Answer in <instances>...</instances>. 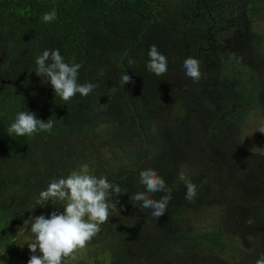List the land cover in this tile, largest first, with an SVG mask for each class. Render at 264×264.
Listing matches in <instances>:
<instances>
[{"label":"trees","instance_id":"16d2710c","mask_svg":"<svg viewBox=\"0 0 264 264\" xmlns=\"http://www.w3.org/2000/svg\"><path fill=\"white\" fill-rule=\"evenodd\" d=\"M52 9L57 17L46 24ZM259 21L264 0H0V262L7 252L23 257L18 247L34 239L32 217L64 211L61 202L38 205L40 192L88 164L90 174L121 189L87 245L104 256L97 264H230L219 255L225 230L195 234L187 224L189 214L223 203L238 238L234 257L256 264L264 254V154L248 151L238 128L264 112ZM152 45L168 59L160 76L146 67ZM54 49L81 64L78 83L98 85L87 97L65 102L36 75V57ZM188 57L200 61L198 82L185 75ZM122 74L134 83L122 86ZM26 110L51 118L52 132L10 136ZM207 114L213 121L205 124ZM197 133L204 150L213 142L218 164L211 175L188 178L197 186L190 202L180 175L184 141ZM149 168L171 189L159 219L131 201L146 191L140 172Z\"/></svg>","mask_w":264,"mask_h":264},{"label":"clouds","instance_id":"9594fccd","mask_svg":"<svg viewBox=\"0 0 264 264\" xmlns=\"http://www.w3.org/2000/svg\"><path fill=\"white\" fill-rule=\"evenodd\" d=\"M57 17V12L52 9L42 16L44 23H51ZM149 61L147 69L157 76L168 71V59L161 54L157 46L152 45L148 52ZM130 65L134 64L129 60ZM37 76L49 82L58 95L65 102L70 101L77 93L87 97L98 85L93 83H78L79 63H66L59 49L44 50L42 55L35 59ZM185 75L198 82L202 78L200 61L188 57L183 63ZM102 75V73H101ZM122 86L134 83L128 74L121 75ZM54 127L52 119L43 121L38 119L34 112L20 111L15 121L7 129L11 136H32L38 132L51 133ZM259 132L264 133V129ZM180 179L185 182V199L192 202L197 195V186L185 175ZM140 183L146 191L138 192L131 196L132 202H142V208L151 209V215L159 219L167 212V205L171 200V189L165 180L158 175L155 169H146L140 172ZM165 192L159 200L150 197V193ZM121 194L119 185L110 183L107 177L97 178L90 174L88 164H84L77 171H72L66 178L53 179L46 190L39 194L37 204L46 206L49 201L53 204L61 202L64 211H53L50 217L40 215L31 218L30 231L34 236L27 243L32 253L28 264H68L69 260H76V254L87 247L88 243L99 233L101 225L109 220L110 209L115 210L117 203H110V197ZM126 193V192H125ZM137 204V203H135ZM28 225L20 228L27 230ZM42 253L37 255L36 253ZM256 264H264V254Z\"/></svg>","mask_w":264,"mask_h":264},{"label":"rangeland","instance_id":"374dc122","mask_svg":"<svg viewBox=\"0 0 264 264\" xmlns=\"http://www.w3.org/2000/svg\"><path fill=\"white\" fill-rule=\"evenodd\" d=\"M255 30L264 31V21L255 22ZM264 129V112L254 113L251 117H247V120L238 128L239 134H241L240 141L243 146L252 152H259L264 154V133L259 132ZM217 161V159H215ZM182 174L187 178H194V174L187 173L186 168H182ZM223 204L214 205L213 207H207L202 212H196V214H189L187 217V224L192 229V233H203L214 229L222 228L225 230L224 241L226 243L224 251L219 255L230 264H238L241 262V258L234 257L235 250L231 247L232 245L238 246V238L235 234L232 225L230 226V219L226 216V209ZM17 235H24L20 229L17 231ZM31 239L24 238L23 243L19 245L18 251L23 257L11 258L10 253H5L7 258L1 260L0 264H28L32 253L28 248V244ZM37 255H42L39 251ZM30 255V256H29ZM76 260H69L68 264H97V262L104 258L103 255H99L97 251L86 247L76 254ZM98 260V261H97Z\"/></svg>","mask_w":264,"mask_h":264},{"label":"flooded vegetation","instance_id":"af4514ba","mask_svg":"<svg viewBox=\"0 0 264 264\" xmlns=\"http://www.w3.org/2000/svg\"><path fill=\"white\" fill-rule=\"evenodd\" d=\"M0 84L5 85V82L3 83L0 81ZM233 110H235V108L226 109V114L222 116V119H224L225 116L231 113ZM211 116L212 115L210 114H207L206 117L204 116V118L207 119L205 124L211 123L213 121ZM204 140L205 137L198 133L194 134L192 138L185 139L186 160L182 165V168H186V173L194 174L195 176L206 172H209V175L213 174V168L218 164V161L215 160L217 159L218 155L214 150H210V148H212L213 142L207 140V138V151L206 149L204 150ZM204 151H206L205 155L203 153Z\"/></svg>","mask_w":264,"mask_h":264}]
</instances>
